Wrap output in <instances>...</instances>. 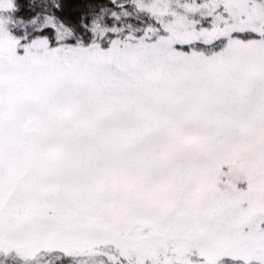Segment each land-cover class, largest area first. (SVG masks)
I'll list each match as a JSON object with an SVG mask.
<instances>
[{
  "label": "snow or ice",
  "instance_id": "6c2138e0",
  "mask_svg": "<svg viewBox=\"0 0 264 264\" xmlns=\"http://www.w3.org/2000/svg\"><path fill=\"white\" fill-rule=\"evenodd\" d=\"M23 4L0 16V257L264 264V0Z\"/></svg>",
  "mask_w": 264,
  "mask_h": 264
},
{
  "label": "rangeland",
  "instance_id": "374dc122",
  "mask_svg": "<svg viewBox=\"0 0 264 264\" xmlns=\"http://www.w3.org/2000/svg\"><path fill=\"white\" fill-rule=\"evenodd\" d=\"M0 16L6 18L9 16V13H2ZM23 27L30 30L32 26L25 23ZM240 186L244 185L241 184ZM99 261L100 257H83L73 260L68 264H99ZM0 264H19V262L14 255H9L7 257H0ZM33 264H66V262L60 259L56 253L45 252L41 254ZM226 264H231V262H226Z\"/></svg>",
  "mask_w": 264,
  "mask_h": 264
},
{
  "label": "trees",
  "instance_id": "16d2710c",
  "mask_svg": "<svg viewBox=\"0 0 264 264\" xmlns=\"http://www.w3.org/2000/svg\"><path fill=\"white\" fill-rule=\"evenodd\" d=\"M80 2H84V0H80ZM103 5V0H97V8L96 11L99 12V8ZM20 6L23 9L21 12L18 13H9V16H24L25 18L29 15V13L27 12V7L28 5L23 4V0H20ZM31 7L35 10V11H40L43 9L44 4H43V0H31ZM69 263V262H68Z\"/></svg>",
  "mask_w": 264,
  "mask_h": 264
}]
</instances>
